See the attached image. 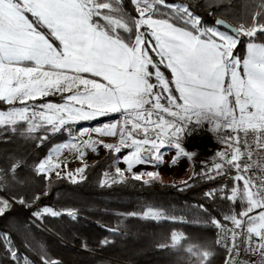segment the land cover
<instances>
[{
  "label": "snow or ice",
  "instance_id": "1",
  "mask_svg": "<svg viewBox=\"0 0 264 264\" xmlns=\"http://www.w3.org/2000/svg\"><path fill=\"white\" fill-rule=\"evenodd\" d=\"M134 2L139 19H133L130 27L126 16L114 6L116 0H0V100L27 105L28 101L47 95L69 93L63 104L41 105L44 111L30 110L28 106L0 111V126L25 121L29 132L45 125L58 130L67 123L121 113L122 121L91 131L119 136L118 144L105 147L116 153L122 148L131 149L123 160L131 172L134 165L159 161L165 146L188 155L180 142V133L193 119L197 123L207 120L217 130L223 127L238 134L229 138L233 151L226 162L241 171V166L234 163L243 154L239 133L244 134L246 146L249 131L257 134V138L264 134V43L250 39L246 55L241 59L233 54L240 43L239 35L201 28L200 18L193 16L186 6L169 4L166 0ZM161 7L175 15L168 16L161 12ZM28 13L35 20H30ZM176 20L190 24L192 30L177 26ZM217 24L222 25L223 21ZM40 26L47 28L48 33L39 31ZM120 30L130 35L125 37ZM234 31L256 37L258 32L264 34V23H257L254 18L248 28L241 26ZM146 35L150 39L146 40ZM49 37L59 41V47ZM149 50L156 52L159 63L171 70L178 96L173 95L169 81L148 55ZM149 66L155 71L150 72ZM83 73L101 77L106 83L85 78ZM152 76L155 83L150 82ZM94 143L84 142L89 146ZM70 147L79 150L77 145ZM219 155L224 159L226 153ZM46 166L60 167L52 165L51 158L41 163L39 169L43 171ZM223 166L216 164L215 169ZM247 168L245 165L242 171L246 173ZM116 175L123 178L124 172L116 168ZM146 175L154 179L158 173ZM107 176L105 173L104 183H108ZM133 178L140 180L142 176L137 174ZM233 179L243 181V187L234 184L228 198L233 203L239 200L241 210L239 218L232 215L225 219L231 220L235 229L244 226L251 250H264V211L249 215L256 209H264V179L259 187L246 175L238 174ZM9 207L8 201L0 199V216ZM42 214L61 213L49 208L34 213ZM67 215L76 218L74 210H68ZM144 215L160 219L164 214L149 207ZM214 223L220 227L218 221ZM224 230L231 231L235 241L239 233L226 227ZM253 236L260 240L256 248H253ZM0 238L7 236L0 234ZM181 239L173 233L172 246ZM8 250L15 259V250L11 247ZM186 251L198 256L201 264H206V258L211 255L191 244ZM44 264H56V261L45 260Z\"/></svg>",
  "mask_w": 264,
  "mask_h": 264
},
{
  "label": "trees",
  "instance_id": "2",
  "mask_svg": "<svg viewBox=\"0 0 264 264\" xmlns=\"http://www.w3.org/2000/svg\"><path fill=\"white\" fill-rule=\"evenodd\" d=\"M166 2L186 6L193 16L200 18L203 29L217 28L219 19L238 29L248 28L254 18L257 23H264V0ZM114 6L126 16L130 27L133 19H139L134 0H116ZM161 12L170 17L175 15L163 7ZM27 15L35 20L30 13ZM175 23L192 30L190 24L184 25L180 20ZM38 30L48 33L43 26ZM120 31L125 37L130 35ZM134 34L133 27L131 35ZM237 35L240 43L233 54L241 59L246 55L250 39L264 43V34L259 32L251 38ZM49 40L59 47L54 37ZM149 54L158 64L155 52L149 50ZM160 68L170 80L169 71ZM172 89L176 95L173 85ZM64 98L65 94L47 95L27 105L0 100V110L61 104ZM28 127L25 121L0 126V199L16 202L0 216V234L7 236V239L0 238V264H44L45 260H54L56 264H201L198 256L186 251L189 244L211 253L206 264H224L226 254L217 242L214 221L225 223V217L239 214L241 210L239 200L233 203L228 198L234 184L242 185L233 179L238 172L207 182L194 178L185 186L134 179L104 184L105 173L112 171L116 158L111 153L106 159L87 166L82 180L61 178L49 183L39 172V165L53 147L69 140L72 133H52V126L47 125L29 132ZM149 207L162 210L163 218H146L144 213ZM44 208L61 214L34 215ZM68 210L75 211V219L67 215ZM173 233L182 237L175 246L171 242ZM9 247L15 250V259Z\"/></svg>",
  "mask_w": 264,
  "mask_h": 264
},
{
  "label": "built area",
  "instance_id": "3",
  "mask_svg": "<svg viewBox=\"0 0 264 264\" xmlns=\"http://www.w3.org/2000/svg\"><path fill=\"white\" fill-rule=\"evenodd\" d=\"M122 120L123 116L119 113L101 120L95 125L75 129L77 133L72 138L81 148L79 158L84 165L91 166L113 153L116 156L113 164L115 172L116 168H120L124 172V177L121 179H134L133 176L139 174L142 179L138 181H153L170 186H185L194 178L201 182H207L238 172L235 167L226 162L233 151V148L229 147V143H231L229 138L236 137L238 134L223 127L217 130L208 121L203 123L192 121L185 125V130L180 133V142L188 155H181L174 147L165 146L161 149L163 155L159 161L134 165L132 171L129 172L123 160L131 152V149L122 148L120 153H116L114 150L105 147L106 144H118L119 136H105L91 131ZM117 131L119 132V124ZM82 132L89 134H82ZM152 134L150 131L149 136ZM239 137V147L243 154L234 163L241 166V171L247 165L246 174L259 187L262 179H264V134L257 138V134L249 131L247 133V146L244 143V134L239 133ZM89 140L95 143L90 146L85 145L84 142ZM221 152L226 153L224 159L219 155ZM216 164H223L224 166L221 169H215ZM147 172L158 173V176L154 179L149 178L146 175ZM260 210L264 211V209ZM225 227L239 233L235 241H233L231 231H225ZM243 229V225L241 229H235L232 223H222L220 227H216L217 242L226 254L224 264H264V254H262L264 250H251L246 242ZM253 242V248H256L260 240L253 236ZM234 243L235 247L233 246Z\"/></svg>",
  "mask_w": 264,
  "mask_h": 264
},
{
  "label": "rangeland",
  "instance_id": "4",
  "mask_svg": "<svg viewBox=\"0 0 264 264\" xmlns=\"http://www.w3.org/2000/svg\"><path fill=\"white\" fill-rule=\"evenodd\" d=\"M135 5H136V3H135ZM95 19H99V18L97 17ZM216 29H218L219 31H222V32H226L225 30H221L219 28H216ZM144 31H146V29ZM145 39L146 40L147 39H150V37L146 35L145 36ZM155 54H156V52H155ZM148 55L150 56L149 52H148ZM157 57H158V62H159L160 57L158 55H157ZM158 67H159V70L164 75L165 79H167L169 81V87L172 88V85H173V87L175 88L174 84L173 83L171 84V82L173 80V76H172L171 70L168 69L165 66V64H163V63H158ZM160 67H165L169 71L170 76H171L170 80L165 75L164 70H162ZM149 71L150 72H154L155 69H152L151 70V66H149ZM241 72H242V70H241ZM81 75H83L85 78L94 79L97 82L106 83L105 81L102 80L101 77H93V76H91V74H88V73H83ZM150 82H152V83H155L156 82L154 76H152L150 78ZM154 91H156V89H154ZM64 94H65V97L67 95H69V93H64ZM165 95H167V94L165 93ZM173 95H175V94L173 93ZM178 95L179 94L176 92V96H178ZM65 102H66V100L64 98V101L61 104L65 103ZM17 103H19V102H17ZM17 103H15V104H17ZM162 103H165V101H162ZM52 104H54V103H52ZM56 105H60V104H56ZM40 106L41 105H33V106H28V107L30 108V110L44 111V109H42ZM117 114H119V113H110L107 116L97 117L94 120H81V121L71 122V123H67V124L61 126L58 130H52V133H61V132L68 133V132H70V133H72V134H70L71 135V138H69V140H67L64 143L59 144V145H56L55 147H53V149L48 154L47 158L44 160V161H46V160H48V159L51 158L52 165L59 164L60 167L59 168H55V167L46 166V169L45 170L42 171V170L39 169V172L41 174H44L47 177V180L49 181V183L50 182H53V181H55L57 179H61V178H66V179H68L70 181H74V180L75 181H79V180H82L84 178V172H85L87 166L84 165L80 161L79 155L81 153V148L76 143V141L73 140V138H72L73 135H75L77 133L75 131V129L76 130L77 129H81V128H84V127H87V126H91L92 124L95 125L96 123L100 122L101 120L106 119V118H109V117H112V116L117 115ZM193 121H195V119H193ZM206 121L207 120H203L200 123H203V122H206ZM47 126H51V125H47ZM73 144L74 145H77L79 147V150H77L76 148L70 147ZM58 149H59V151H57ZM81 169H83V171H79ZM57 172H59V175H57ZM69 174H71V176ZM107 174H108V176H107L108 183H104V181L106 179V177H104V180H103V183L104 184H111L113 181H122L123 180V179L117 177L116 172L114 170V167H113L112 171L109 172V173H107ZM238 174L246 175L248 177V175L246 173L242 172V171H239ZM241 182H242V185H239V186L242 188L243 187V181H241ZM4 200L8 201L10 204L16 203L15 201H13V200H11L9 198H5ZM260 211H261L260 209H256L252 213H249V215H256ZM232 215H237V218H239V214L238 213H233L230 216H232ZM162 218H160V219H162ZM179 219H182V218L179 217ZM244 219L247 220L246 217ZM35 223H38V222L35 221ZM225 223H232V222H231V220H226ZM215 225L217 227V224L216 223H215Z\"/></svg>",
  "mask_w": 264,
  "mask_h": 264
},
{
  "label": "water",
  "instance_id": "5",
  "mask_svg": "<svg viewBox=\"0 0 264 264\" xmlns=\"http://www.w3.org/2000/svg\"><path fill=\"white\" fill-rule=\"evenodd\" d=\"M218 21H223V24H217L216 23V27L222 30H225L226 32L232 34V35H237L238 33H236L234 30L238 29L234 26H232L231 24H229L227 21L223 20V19H219Z\"/></svg>",
  "mask_w": 264,
  "mask_h": 264
},
{
  "label": "crops",
  "instance_id": "6",
  "mask_svg": "<svg viewBox=\"0 0 264 264\" xmlns=\"http://www.w3.org/2000/svg\"><path fill=\"white\" fill-rule=\"evenodd\" d=\"M230 34V33H229Z\"/></svg>",
  "mask_w": 264,
  "mask_h": 264
}]
</instances>
